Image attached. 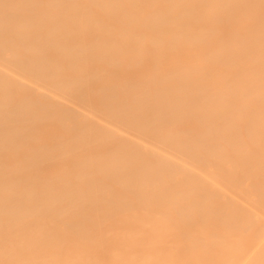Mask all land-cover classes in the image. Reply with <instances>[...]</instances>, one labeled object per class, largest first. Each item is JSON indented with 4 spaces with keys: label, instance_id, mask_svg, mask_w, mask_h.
Wrapping results in <instances>:
<instances>
[{
    "label": "bare ground",
    "instance_id": "6f19581e",
    "mask_svg": "<svg viewBox=\"0 0 264 264\" xmlns=\"http://www.w3.org/2000/svg\"><path fill=\"white\" fill-rule=\"evenodd\" d=\"M86 220L264 264V0H0V264Z\"/></svg>",
    "mask_w": 264,
    "mask_h": 264
},
{
    "label": "rangeland",
    "instance_id": "374dc122",
    "mask_svg": "<svg viewBox=\"0 0 264 264\" xmlns=\"http://www.w3.org/2000/svg\"><path fill=\"white\" fill-rule=\"evenodd\" d=\"M84 221V220H83ZM82 220H81V222H82V224H84V222H83ZM101 220H97V221H94V220H86L85 221V225H87V228L86 227H84V228H82V227H80V228H78L77 229V227H75L76 228V231H75V229H74V227H72V228H70V231L67 229L66 230V232L64 231H59V232H55V234H54V232H51L50 234H52V235H56V237L55 238H57V240L54 238L53 239V237L54 236H51L50 234H49V236H47V232H44L43 233V235L45 236V238L47 237H49V238H51V239H49V240H47L48 241V243H49V241H53V240H55V241H57V243H58V245H57V243H56V246L57 247H55V245H53L52 244V242H51V245H53V248L52 247H49L48 245H50V243L49 244H47V242H46V240H45V242H46V244L43 242V245L41 246H38L37 247V249L39 250V251H42L41 253H43V254H45V255H43L44 257H46L48 260H51L50 258H55V261H57L58 262V264H60L59 262H61L62 264L64 263V264H86V262H85V260L84 259H86V257H87V255H89L90 257L92 256L93 258H90L89 256V258H87V260H90L91 259V262H90V264L92 263V264H167V262L166 261H164L163 262V260H167L168 259V257L170 258V257H172V255L174 256L175 255V257H177L176 259H175V257H173V260L176 262V264L177 263H179V264H191L192 262L191 261H189V258H187V255H190V253L192 252V251H194V250H192L191 249V252L188 254L187 253V249L190 247V245L187 243V246L189 245V247L188 248H186L185 246V240H186V236L185 235H181V236H179V238H178V236H176V235H173L174 233L173 232H170L168 235L167 234H159V233H143V232H139L137 229H135V228H133V227H131V226H133V225H135V224H139V223H143V221H130V220H106V221H104V222H102L101 221V223H98V222H100ZM72 222H74L75 224L77 223V224H81V222H79V221H77L76 220V222L75 221H71V220H56V221H53V223L54 224H74V223H72ZM79 222V223H78ZM105 222H106V224H105ZM162 221H159V219H155V220H153V221H151V223H154V224H159V223H161ZM170 223H172V224H177L178 223V221H176V220H173V221H171ZM99 224V226H101V227H95V225H98ZM104 224V225H103ZM123 224V225H122ZM103 227V228H102ZM82 228V229H81ZM91 228H95V230H93V229H91ZM71 229H73L74 231H72ZM87 229V230H86ZM81 230H84V231H81ZM90 230H93V232L91 233V235L89 234L91 231ZM71 231H72V233H71ZM86 231V232H85ZM89 231V232H88ZM101 231V232H100ZM70 232V233H69ZM76 232V233H75ZM83 232H85L86 233V235H85V233L83 234ZM139 232V233H138ZM75 233V234H74ZM78 233V234H77ZM103 233V234H102ZM106 233V234H105ZM112 233V234H111ZM70 234H74V236L73 235H71L70 236ZM90 235V236H93L92 238H96L97 237V239H99V241H101L102 243H100V245L99 246H97V244H99V243H97L96 245H95V242L93 243V244H89V243H87V241L89 240V242H91V240H92V238L90 237V236H88L87 237V235ZM155 234V235H154ZM80 235V237H76V236H79ZM105 235V236H104ZM158 236V235H160V237H156L155 238V236ZM31 236H33V235H31ZM84 236V237H83ZM145 236V237H144ZM164 236V237H163ZM65 237V238H64ZM72 237V238H71ZM82 237H83V239H82ZM86 237L88 238V240L86 239ZM89 237L91 238V239H89ZM32 238V237H31ZM34 238V237H33ZM32 238V239H33ZM35 238H37V239H39V240H42L41 238H43V236L42 235H39V237L38 236H36ZM46 238V239H47ZM67 238V239H66ZM70 238V239H69ZM104 238H106V239H104ZM138 238V239H137ZM144 238V239H143ZM28 239H29V237H28ZM66 239V240H65ZM70 241H69V240ZM71 239L74 241V242H76V244L74 245V242L73 241H71ZM103 239V240H102ZM128 239V240H127ZM154 241H153V240ZM61 240H63L62 242H64V243H62L61 242ZM65 240V241H64ZM81 240H83V241H81ZM86 240V241H85ZM105 240L108 242H106V245H104L105 244ZM188 240H189V238H188ZM42 241H44V238H43V240ZM58 241H60L61 242V244L63 245V246H60V242H58ZM69 241V242H68ZM119 241V242H118ZM151 241V242H150ZM180 241H182V244L180 243ZM187 241V240H186ZM67 242V243H66ZM86 242V243H85ZM97 242H98V240H97ZM128 242V243H127ZM178 242V243H177ZM84 243V244H83ZM41 244V243H40ZM102 244V245H101ZM183 244H184V246H183ZM45 245H47V247L45 246ZM88 245V246H87ZM93 245V246H92ZM118 245V246H117ZM123 245H124V247H123ZM70 246V247H69ZM87 246V247H86ZM90 246V247H89ZM103 246H105L104 248H108L107 250L105 249V250H103ZM182 246V247H181ZM33 247H34V245H33ZM46 247V248H45ZM65 247V248H64ZM66 247H68L67 249H68V251L66 250ZM102 247V248H101ZM111 247V249H109ZM193 246H191V248H192ZM61 248H63V249H61ZM70 248V249H69ZM83 248V249H82ZM85 248V249H84ZM197 248V247H196ZM31 249H32V247H31ZM35 249V248H34ZM36 249V250H37ZM72 249V250H71ZM200 249H201V246H200ZM202 249H204V248H202ZM206 249V248H205ZM35 250V251H36ZM49 250V251H48ZM75 250V251H74ZM109 250V251H108ZM196 250H198L199 251V248L198 249H196ZM209 250H211V249H209ZM214 250V249H213ZM59 251V252H58ZM65 251V252H64ZM74 252V254H76V251H77V253H79V256H77L79 259H77V257H75V255L73 254V252ZM106 251H108V252H106ZM112 251V252H111ZM118 251V252H117ZM198 251H196V254H197V252ZM202 251V250H201ZM208 251V250H207ZM37 252V251H36ZM67 252V253H66ZM72 252V253H71ZM110 252V253H109ZM200 252V251H199ZM198 252V253H199ZM217 252V251H216ZM40 253V254H41ZM66 253V254H65ZM70 253V254H69ZM86 253V254H85ZM195 253V252H194ZM206 253V252H205ZM204 253V254H205ZM209 253V252H208ZM210 253H212V251L210 252ZM36 254V253H35ZM38 254V253H37ZM36 254V255H37ZM74 255V257H75V259H74V257H73V255ZM204 254H200V255H204ZM213 254H215V252L213 253ZM77 255V254H76ZM96 257H95V256ZM109 255V256H108ZM111 255V256H110ZM117 255V258L115 259L114 257ZM125 255V256H124ZM207 255H209V254H207ZM41 256V255H40ZM52 256V257H51ZM56 256V257H55ZM81 256V257H80ZM186 256V257H185ZM197 256V255H196ZM210 256V255H209ZM212 256V255H211ZM211 256H210V258H211ZM49 257V258H48ZM99 257V258H98ZM123 257V258H122ZM205 257H207V256H205ZM213 258H214V256H212ZM42 258V257H41ZM59 258V259H58ZM83 258V260L81 261L80 259H82ZM109 258V259H108ZM112 258V259H111ZM113 258H114V260H113ZM119 258V259H118ZM167 258V259H166ZM183 258V259H182ZM36 259V258H35ZM34 259V260H35ZM45 259V258H44ZM47 259H45V260H47ZM96 259H98L97 261H95ZM170 259H172V258H170ZM194 259V260H193ZM193 259H191V257H190V260H193V264H197L196 263V261H197V258H196V260H195V257L193 258ZM198 259H200L199 257H198ZM43 260V259H42ZM47 260V261H48ZM109 260V261H108ZM178 260H180V262L177 261ZM201 260V259H200ZM202 260H204V259H202ZM202 260H201V262H202ZM211 260H213V259H211ZM219 260V261H218ZM38 261V260H37ZM167 261H169V260H167ZM170 261H172V260H170ZM183 261V262H182ZM187 261H189V262H187ZM195 261V262H194ZM205 261V260H204ZM221 261H223V260H221ZM220 261V259L218 258V259H216V263L215 264H218V263H220L221 262ZM45 263H46V261H44ZM52 262H54V261H52ZM103 262H105V263H103ZM187 262V263H186ZM211 262V261H210ZM213 262V261H212ZM49 263V262H48ZM202 263H204V262H202ZM50 264V263H49ZM53 264V263H52ZM55 264V263H54ZM169 264V263H168ZM172 264V263H171ZM175 264V263H174ZM199 264V263H198ZM205 264H207V263H205ZM220 264H222V263H220Z\"/></svg>",
    "mask_w": 264,
    "mask_h": 264
}]
</instances>
